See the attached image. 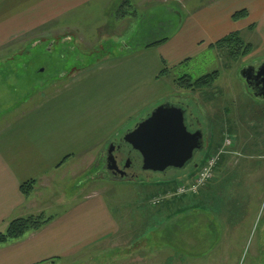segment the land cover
Here are the masks:
<instances>
[{
	"label": "rangeland",
	"instance_id": "1",
	"mask_svg": "<svg viewBox=\"0 0 264 264\" xmlns=\"http://www.w3.org/2000/svg\"><path fill=\"white\" fill-rule=\"evenodd\" d=\"M211 1L0 0V123L18 118L28 106L44 101L49 89L61 88L72 80L77 83L75 89L83 100L95 97L97 93L102 110V98L106 100L108 96L119 95L122 88H126L133 70L121 68L119 62L116 66H109L107 62L117 61L127 53L129 46L140 47L174 35L186 18L196 15L197 10L207 9L209 13L202 11L204 16H215L217 8L206 7ZM71 6H74V13H67L68 20L77 27L78 38L72 41L65 38L63 42L67 45H63L57 37L65 33L70 35L73 31L71 29L69 33L67 27H57V18L54 17ZM247 16L237 20L251 17L250 21H256L259 18L256 14ZM209 27L204 25L203 29L196 31L188 23L176 43L192 42L198 33L206 37ZM241 34L255 47L258 46L250 55V60L264 62V45L259 33L244 29ZM49 37L55 40L48 46L50 51L46 52L43 41ZM92 37L96 40L94 47L90 46L92 41L89 39ZM244 61L240 58L230 62L225 55L216 53L210 47L199 51L187 63L177 65L172 71V80L183 74L196 79L213 70L222 74L203 91L206 93L185 90L172 84L175 91L155 105L163 104L166 99L174 103L180 101L188 113H193L195 124L201 125L204 148L195 153L192 163H201L210 146L217 139H222L224 125L220 123L221 109L232 104L226 93L245 90L241 95H246L245 82L240 75L245 67ZM224 67L240 68L237 75L242 80L227 86L230 78L226 76ZM165 89L162 87L160 91L165 94ZM252 97L248 98L254 99ZM207 98H212V102ZM239 99L241 102L248 100ZM153 108L144 112L143 116ZM252 109L244 113L242 120L249 130L252 126L248 116L256 114L255 107ZM139 120L123 124L118 132L109 137V142L103 144L104 149L110 142L121 139ZM245 141L249 152L244 156L245 161L239 155L238 158L234 156L230 161L227 159L221 171H216L215 184L204 193L205 198L199 204L202 209L188 210L165 222L172 231L170 238L160 230L163 225L155 229L156 225L152 223L155 219H150V211L146 207L150 202L149 187L158 182H172L176 175L192 171V163L181 170L169 169L164 174L144 172L140 166L134 180H122L104 170L93 176L94 169H88V182L82 186L85 192L97 197H91L86 202L93 209L94 227L100 228L104 222L100 220L101 213L98 211L104 206L110 211L112 219L119 222L118 232L109 240L97 242L94 247L54 263L43 264H264V141L262 143L254 133H249ZM250 146L255 150L250 152ZM54 176L50 189L42 188L40 191L46 195L47 215L61 213L66 208H78L82 202L78 196V179L63 173ZM82 180L86 182L84 177ZM97 202L101 206L96 207ZM136 243H139L138 251L131 253Z\"/></svg>",
	"mask_w": 264,
	"mask_h": 264
},
{
	"label": "crops",
	"instance_id": "2",
	"mask_svg": "<svg viewBox=\"0 0 264 264\" xmlns=\"http://www.w3.org/2000/svg\"><path fill=\"white\" fill-rule=\"evenodd\" d=\"M206 7L217 8L215 16H204L202 11L209 13L207 9L197 10L196 15L187 17L186 22L175 34L162 44L129 50L117 61L107 62L109 66H116L119 62L121 68L133 70L130 72L126 88H122L119 95L108 96L106 100L102 98L104 100L102 110L98 94L83 100L75 89L77 83L72 80L71 83L63 84L61 88L49 89V94L46 93L49 96L47 95L44 101L28 106L18 118L0 123V231H4L8 222L14 218L39 213L47 215L49 206L44 199L46 195L40 191L42 188L50 189L57 173L70 174L74 180L78 179L77 186H80V189L77 195L82 199L78 208H66L61 213L47 215L52 216V220L43 228L28 232L21 239L1 244L0 264L54 263L58 259L68 258L81 250L94 247L97 242L109 240L118 232L119 222L112 219L110 211L104 206L102 208L98 202L95 206H101L98 211L101 213L100 220L104 222L100 228L94 227L93 209L90 204L87 206L86 202L97 197L91 192H85L82 186L88 182V169H94L93 176L103 171L101 168L105 152L103 144L109 142V137L118 132L123 124L140 119L144 112L153 108L159 101H163L167 94L175 91L171 85L179 86L178 77L173 80L170 77L176 66L187 63L201 50L210 47L214 50L213 44L222 36L237 31L242 37L241 30L248 29L251 32L257 31L264 45V1L212 0ZM73 8L74 6H71L67 10L59 11L60 13L54 17L57 18V27H67L69 33L72 29V35H69L71 41L78 38L77 27L68 20L67 15V13L73 15ZM243 8L247 9L248 16L256 14L259 18L256 21H250L251 17L248 16L244 20L232 18L235 11ZM61 14L65 16L60 17ZM188 23H191L196 31L203 29L204 25H210L207 36L198 33L192 42L176 43ZM242 39L253 45L252 52L242 57L246 60L243 62L244 66H257L261 62L251 61L250 55L258 46L255 47L250 40L243 37ZM89 40L92 41L90 46L94 47L95 38ZM215 52L219 53L216 49ZM224 69L227 70L226 76L230 78L227 86H232V82L236 80L238 82L242 80L237 75L240 68ZM218 72L220 78L222 74ZM162 87L166 88L165 94L160 91ZM244 87L247 89L244 96L241 94L245 90L227 92V98L232 100V104L221 109L223 113L220 123L224 125L221 133L223 137L226 133L229 134L233 140L229 153L225 155L229 161L234 156L238 158V155L244 160L245 154H249L245 141L249 133L260 137L262 143L264 141V97L251 94L250 87L245 83ZM250 94L254 99H249ZM212 98L207 100L212 102ZM239 98L248 100L241 102ZM251 107L253 109L255 107L256 114L248 116L252 126L249 130L242 120L244 113ZM203 110L205 112L206 108ZM206 116L209 118L208 113ZM250 148V152L255 150V147ZM257 153L260 154L259 151ZM195 173L196 171L188 170L176 175L174 179L176 182L189 181ZM83 177L86 182L82 180ZM31 179L37 180V183L34 191L26 198L19 187ZM160 184L163 188L167 183L158 182L150 186L149 197L155 195Z\"/></svg>",
	"mask_w": 264,
	"mask_h": 264
},
{
	"label": "water",
	"instance_id": "3",
	"mask_svg": "<svg viewBox=\"0 0 264 264\" xmlns=\"http://www.w3.org/2000/svg\"><path fill=\"white\" fill-rule=\"evenodd\" d=\"M240 75L254 96L264 97V62L257 67L246 66ZM122 139L138 153L141 170L151 173L181 170L192 163L197 151L204 148L203 131L191 127L186 107L169 101L145 114L123 134ZM112 148L111 143L106 161L117 170ZM115 174L122 175L121 172Z\"/></svg>",
	"mask_w": 264,
	"mask_h": 264
},
{
	"label": "trees",
	"instance_id": "4",
	"mask_svg": "<svg viewBox=\"0 0 264 264\" xmlns=\"http://www.w3.org/2000/svg\"><path fill=\"white\" fill-rule=\"evenodd\" d=\"M125 3H127V1H125ZM247 13H248L247 9L243 8L242 10L235 11L232 14V18L236 20L242 19L245 16H247ZM172 36L169 37L164 36L159 40H155L149 43H144L140 47L129 46L127 48L129 51V50H136L140 48H148V47L156 46L167 41ZM67 37L69 38L68 33L61 34L59 35V37H57V40L63 41ZM53 40H55V38L49 37L43 41L44 42L43 48L46 52L50 51V48H48V46L49 44L52 43ZM61 43L63 45H67V43L64 42ZM213 47L219 53L221 54L223 53L226 59H228L230 62H234L242 57H246V55L250 54L253 50V45L250 42L244 41L240 33L237 31H233L232 33L222 36L221 39L217 40L213 44ZM61 73L62 72H60L59 75ZM218 74H219L218 70H213L211 71V73L204 74L196 79L191 78L189 75H182L178 77L177 83L179 87L185 90H192V91L201 90L203 92L204 90H207L213 85L214 81L218 78ZM222 141H223V136L222 139L215 141L217 143L216 145L213 144L210 146L211 149L209 150L208 154L204 157V160L210 155L215 154L218 148L221 147ZM220 158L221 159H219L218 164L215 167L216 171H221V169L223 168V166H225V163L227 162L228 159L224 155H221ZM204 160H202L201 163L200 162L192 163V167H193L192 170L195 171L199 169V167L201 166ZM195 164H197L196 168L194 167ZM216 177L217 175L215 174L214 178L210 181V183L204 189H202L200 192H198L196 195H193L192 197H189L187 195H182L179 197L172 196L170 198H166L162 200L159 204L155 205L154 207H151L148 203L146 207L149 208L148 210L150 211L149 212L150 219L151 220L155 219V221L154 220L152 221L153 225H156L155 229L158 228L160 229V226L163 225L160 230L163 232V235L166 233L169 235L170 238L172 231L169 229L168 223L165 222L170 220L171 217H173L174 215H182V213H185L188 210H201L202 208L200 209L199 207L200 206L199 204L202 203L201 199L205 198L204 197L205 192L211 190V188L215 184ZM36 183L37 180L31 179L30 181H27L20 185L19 189L21 190L24 197L28 198L30 196V194L34 191V186ZM175 183H176L175 179L172 182L169 181L166 185H164L163 188L161 187L162 185L160 184L159 188L155 192V195L158 194V192L159 194H162L165 193L166 191H169L170 189H173ZM203 210L205 209L203 208ZM51 220H52V216H47L45 213L31 214L29 216H20V218H14L8 222V225L4 231H0V245L9 242V240L21 239V237L24 236V234L43 228V226L48 224ZM135 245L136 248L131 249V253L138 251L139 243H136Z\"/></svg>",
	"mask_w": 264,
	"mask_h": 264
},
{
	"label": "flooded vegetation",
	"instance_id": "5",
	"mask_svg": "<svg viewBox=\"0 0 264 264\" xmlns=\"http://www.w3.org/2000/svg\"><path fill=\"white\" fill-rule=\"evenodd\" d=\"M190 124L192 125V122H190ZM111 143L113 146L112 154L115 163L118 166V169H114V167H112V164L109 165L106 161L108 155V148L110 147L108 146V148L105 149V155L102 160V167L104 171L115 177H118V174L115 173L121 172L122 175L120 176V178H131L137 176L139 174V172H137L138 168L141 166L138 153L135 150H132L130 146L122 139V137L121 139L117 141L114 140ZM114 171L115 173H113Z\"/></svg>",
	"mask_w": 264,
	"mask_h": 264
},
{
	"label": "built area",
	"instance_id": "6",
	"mask_svg": "<svg viewBox=\"0 0 264 264\" xmlns=\"http://www.w3.org/2000/svg\"><path fill=\"white\" fill-rule=\"evenodd\" d=\"M232 138L226 135V138L222 144V147L219 148L215 154L210 155L209 157L205 158L203 165L198 170L197 174L193 177L192 181L187 184L181 182L178 185L175 195L181 196L182 194H196L199 190L204 188L209 181L214 177V168L216 163L219 160V156L226 152V147L231 145ZM162 196H158L153 199V203H158L161 200Z\"/></svg>",
	"mask_w": 264,
	"mask_h": 264
}]
</instances>
